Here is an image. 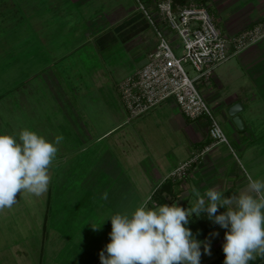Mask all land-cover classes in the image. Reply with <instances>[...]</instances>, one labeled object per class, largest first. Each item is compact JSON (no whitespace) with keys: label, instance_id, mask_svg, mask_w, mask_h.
<instances>
[{"label":"crops","instance_id":"1","mask_svg":"<svg viewBox=\"0 0 264 264\" xmlns=\"http://www.w3.org/2000/svg\"><path fill=\"white\" fill-rule=\"evenodd\" d=\"M209 1L216 3L218 25L228 35L264 17V0L247 1L244 8L226 13L219 8L221 0ZM4 4L5 27H20L27 49L20 58L18 81L0 98V134H12L19 142L18 133L27 128L50 142L58 135L64 139L49 169L47 192L40 197L17 194V203L0 216L11 223L32 220L38 248L42 252L48 248L53 264L100 260V251L110 242L109 218L131 214L147 197H151L149 208L176 203L187 209L194 202L193 187L201 194L226 189V197L246 189L248 173L240 169L241 161L251 165L257 161L256 152L262 156L264 149L243 116L249 100L207 95L212 107L221 109L224 130L238 154L233 146L215 145L185 178L173 179L169 175L180 163L211 143L206 124L188 119L174 99L129 119L117 83L139 64L128 69L124 63L122 68L118 64L92 68L83 60L87 45H93L91 51L102 60L112 59L120 50L127 51L129 61L147 60L157 38L148 32V23L132 0H6ZM75 58L86 71H64ZM237 60L231 66H241L250 78L243 87L256 85L264 91V38L240 52ZM214 80L222 84L220 75ZM237 114L240 126L233 121ZM225 211L220 207L217 215ZM91 224L102 226L94 231ZM187 227L203 242L200 264H223L227 229L206 214L199 218L193 214ZM9 236L10 244H0V264H29L30 249L21 244L22 236ZM204 243L210 245V255L204 253ZM249 264H264V257Z\"/></svg>","mask_w":264,"mask_h":264},{"label":"clouds","instance_id":"2","mask_svg":"<svg viewBox=\"0 0 264 264\" xmlns=\"http://www.w3.org/2000/svg\"><path fill=\"white\" fill-rule=\"evenodd\" d=\"M18 139L0 134V212L17 203V194L40 197L47 192L49 169L64 138L58 135L50 142L25 128ZM247 180L246 189L227 197L226 189L211 188L201 194L193 187L194 202L187 209L176 203L149 208L151 197H147L131 214L111 216L110 242L99 253L101 264H200L203 242L187 227L193 214L197 218L206 214L227 229L223 264H249L257 256L264 257V180L251 175ZM220 207L226 211L217 215ZM91 226L99 231L102 225ZM204 253L211 254L207 243Z\"/></svg>","mask_w":264,"mask_h":264},{"label":"built area","instance_id":"3","mask_svg":"<svg viewBox=\"0 0 264 264\" xmlns=\"http://www.w3.org/2000/svg\"><path fill=\"white\" fill-rule=\"evenodd\" d=\"M135 1L136 9L153 28L157 43L147 54L145 64L117 83L118 94L129 119L141 117L174 99L188 119L206 124L211 143L194 152L169 175L173 179H183L213 146L224 144L232 148L223 125L195 81H209L220 64L262 40L264 17L240 32L228 35L205 3ZM176 40L181 43L176 44ZM179 48L181 55L175 51ZM184 63H189L198 72L195 79L190 78Z\"/></svg>","mask_w":264,"mask_h":264},{"label":"rangeland","instance_id":"4","mask_svg":"<svg viewBox=\"0 0 264 264\" xmlns=\"http://www.w3.org/2000/svg\"><path fill=\"white\" fill-rule=\"evenodd\" d=\"M6 0H0V98H3V94L5 92L6 87H14V83L18 81L19 75L17 72V69L20 68V64L22 62L21 55L25 51V48L22 43V37H21V28L20 27H5L4 23L6 24V20H8V13H5L3 11L4 3ZM195 2V1H202V0H186V2ZM247 1L253 2L254 0H221L220 6L221 9L226 12H232L236 11L240 8H244ZM133 3H135L136 7V1L132 0ZM203 2L206 4V6L209 8L210 12L215 16L216 22L217 21V15L216 11L214 9H217L216 3L214 2V5L210 3L209 0H203ZM218 3V2H217ZM215 7V8H214ZM140 12V11H139ZM220 13H218L219 15ZM147 22V20H146ZM148 23V22H147ZM148 32H151V35L154 36V30L152 27L148 25ZM181 43V41L176 40V44ZM34 43V42H33ZM175 44V43H174ZM94 46L87 45L84 47V53H83V60L85 63L92 65V68L95 66H103L105 65H114L118 64L122 68V64H129L125 65L128 68H132L133 66H140L142 67L146 60L143 61V59H140V61H129L127 60V51L120 50L119 52H114L112 56H114L112 59H100L99 57H95V53L91 51ZM176 51L177 55H181L182 49L179 48ZM237 56H232L229 58L226 62L220 64L214 71L213 76L209 81H206L205 79H199L195 81V85L200 90L202 95L204 96L205 100L207 101V95L213 94L221 96L222 99H225L226 97H230L231 99L235 98H241V99H247L249 102L247 103V109L243 112V116L248 120V123H250L251 130L254 134L257 136V143L262 144V148H264V136H260L262 133L264 135V91L259 90V88L251 84V86L254 85V87H243L245 85V82L249 83V76L245 73L243 68L241 66H235L232 67V63H237ZM117 58V59H116ZM116 59V60H114ZM81 61V60H80ZM115 62V63H114ZM87 67V66H86ZM108 67V66H107ZM139 67V68H140ZM184 67L190 76V78L195 79L198 75V72L195 70L193 66H191L189 63H184ZM89 68V67H87ZM237 68V71H236ZM239 68V69H238ZM84 69V70H82ZM90 69V68H89ZM86 71V68L82 67L79 64V60L71 59L70 64L64 68V71L73 72L75 71L77 74L80 73V71ZM62 75V74H61ZM117 75H120L117 73ZM220 75L222 84L219 85L215 83L214 77ZM63 76V75H62ZM63 78H65L63 76ZM19 86V85H18ZM16 86V87H18ZM255 97L257 98L256 100ZM221 102V100H220ZM207 103L212 107L211 102L207 101ZM222 105V104H221ZM220 106V105H219ZM218 106V107H219ZM252 110H249L252 108ZM213 108V107H212ZM217 118L223 125L226 121L221 115V109L217 108V111L213 108ZM135 119V118H134ZM12 122V121H10ZM9 127V124H7ZM13 126V125H11ZM2 127H4V124L2 123ZM250 130V131H251ZM228 136V133H227ZM229 138V136H228ZM229 142L230 138H229ZM231 146H233V143H230ZM261 147V146H260ZM233 149L237 153L235 147L233 146ZM256 152L257 161H254L251 163V165H247L243 163V160L239 159V155L233 154L236 161H241L240 169L247 172L248 175H251L254 179H264V149L262 150V156H260ZM259 157V158H258ZM17 214V213H15ZM13 214V216L15 215ZM28 214V213H27ZM34 218H35V214ZM14 218V217H13ZM37 218V217H36ZM33 221L30 222H23L20 220V222L11 223L9 220H5V217L0 216V244H10V236L9 233H14L15 237H18V235H21L22 239V245L29 247V256H30V263L29 264H53L51 252H49L48 248L45 252H42V249L40 250L38 248V239L36 236H33L34 229L33 224H31ZM23 223H25L26 226H23ZM12 231V232H11ZM48 247L52 250V243L48 244ZM107 255V253H105ZM18 256V255H17ZM14 259V258H13ZM100 259V258H99ZM25 264H27L24 261ZM65 264H67V260L65 261ZM92 264H101L100 260H97L96 262H93Z\"/></svg>","mask_w":264,"mask_h":264},{"label":"water","instance_id":"5","mask_svg":"<svg viewBox=\"0 0 264 264\" xmlns=\"http://www.w3.org/2000/svg\"><path fill=\"white\" fill-rule=\"evenodd\" d=\"M230 112H231V110H230ZM233 121L239 126L242 123V119H241L240 115H238V114L233 116Z\"/></svg>","mask_w":264,"mask_h":264},{"label":"trees","instance_id":"6","mask_svg":"<svg viewBox=\"0 0 264 264\" xmlns=\"http://www.w3.org/2000/svg\"><path fill=\"white\" fill-rule=\"evenodd\" d=\"M200 2L204 3L203 0ZM212 264H219V261L213 262Z\"/></svg>","mask_w":264,"mask_h":264}]
</instances>
